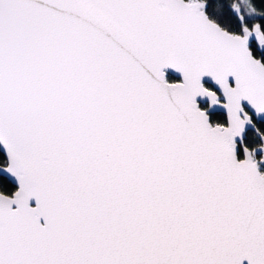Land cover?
I'll return each mask as SVG.
<instances>
[{"label": "snow or ice", "instance_id": "obj_1", "mask_svg": "<svg viewBox=\"0 0 264 264\" xmlns=\"http://www.w3.org/2000/svg\"><path fill=\"white\" fill-rule=\"evenodd\" d=\"M0 264H264V0H0Z\"/></svg>", "mask_w": 264, "mask_h": 264}, {"label": "water", "instance_id": "obj_2", "mask_svg": "<svg viewBox=\"0 0 264 264\" xmlns=\"http://www.w3.org/2000/svg\"><path fill=\"white\" fill-rule=\"evenodd\" d=\"M169 75H171V76L175 77L177 74H175V73H172V72H169Z\"/></svg>", "mask_w": 264, "mask_h": 264}, {"label": "trees", "instance_id": "obj_3", "mask_svg": "<svg viewBox=\"0 0 264 264\" xmlns=\"http://www.w3.org/2000/svg\"><path fill=\"white\" fill-rule=\"evenodd\" d=\"M170 77H173V76L170 75ZM173 78H174V77H173Z\"/></svg>", "mask_w": 264, "mask_h": 264}]
</instances>
